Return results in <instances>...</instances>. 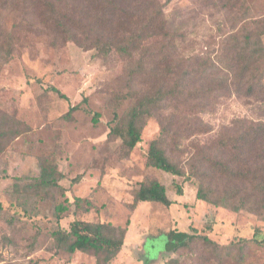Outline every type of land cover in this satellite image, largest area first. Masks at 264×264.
Returning <instances> with one entry per match:
<instances>
[{
	"label": "rangeland",
	"instance_id": "374dc122",
	"mask_svg": "<svg viewBox=\"0 0 264 264\" xmlns=\"http://www.w3.org/2000/svg\"><path fill=\"white\" fill-rule=\"evenodd\" d=\"M157 1L164 5L165 18L173 25L174 56L210 57L220 66L230 37L264 19V0H245L248 13L244 9L231 12L208 0ZM55 2L77 21L76 27L71 26V35L81 44L58 37L43 23L45 2L32 7L28 0L0 1V23L14 46L11 60L5 62L0 56V109L30 127L0 156V264H96L92 254L70 253L53 235L55 230H67L75 219L128 228L121 257L119 253L109 264H134L139 254L146 264L161 260L162 264L166 260L171 264H264L263 216L197 199L199 181L189 175L196 159L216 155L218 141L236 120L264 122L263 100L232 93L214 102L210 112L200 113L207 132L189 137L185 132L177 143L167 145L171 158L184 169L183 176L147 166L150 142L159 137L162 125L175 114L172 130L177 131L193 116L171 106L165 108L161 116L147 119L141 142L128 151L120 138L109 133L115 125H124L134 102L132 94L136 97L153 90L155 84L148 74L155 61L147 55L142 71L139 51L132 60L115 47L105 56L87 30L79 27L93 15L84 13L85 3ZM159 40L150 39L152 53L168 43ZM52 86L68 99L60 97ZM76 104L80 109L66 118L69 107ZM95 114H99L98 120H94ZM42 162L62 173L60 189L36 190ZM149 179L163 183L175 202L170 206L142 202L141 208L133 211L134 193ZM228 184L224 174L216 177L213 186L229 189ZM178 187L182 195L177 194ZM77 197L90 198L94 207L76 208ZM58 205L66 209L60 212ZM191 225L218 243L215 251L196 242L189 249L169 254L167 232H193ZM134 236L142 249L130 241Z\"/></svg>",
	"mask_w": 264,
	"mask_h": 264
},
{
	"label": "trees",
	"instance_id": "16d2710c",
	"mask_svg": "<svg viewBox=\"0 0 264 264\" xmlns=\"http://www.w3.org/2000/svg\"><path fill=\"white\" fill-rule=\"evenodd\" d=\"M81 1L85 3L84 13L91 15L93 12L94 16L91 15L87 23L79 27L87 30L105 56L115 47L120 54L132 60L134 53L139 51L142 53L139 64L142 71L147 55V59L155 61L148 74L155 84L153 90L136 97L132 94L134 102L126 112L124 125H115L109 135L120 138L128 151H132L142 140L147 119L161 116L165 108L171 106L180 113L193 116L183 129L177 131L172 130L177 118L175 114L162 125L159 137L150 142L147 166L183 176L184 169L171 158L167 145L177 143L178 136L185 132V137L207 132V125L199 116L200 113L210 112L214 102L232 93L257 96L264 102V19L255 21L254 27L244 33H236L230 37L222 58L223 66H220L219 62L210 57L195 55L184 59L174 56L175 36L171 32L173 25L165 18L164 5L157 0ZM208 1L220 3L231 12L244 9L248 13L250 10L245 6V0ZM28 2L32 7L45 2L47 11L42 16L43 23L58 37L82 43L76 35H71V26L76 27L77 21L70 18L68 11L63 10L55 0ZM153 37H159L162 42L168 40L166 45L161 44L156 53H152L150 49V39ZM168 47L170 50H167ZM13 49L11 37L0 23V56L5 62L13 58ZM135 73H139V70L133 72ZM51 88L60 97L68 99L58 88ZM83 101H87V98ZM79 109L80 104L71 105L65 117L71 118L73 112ZM98 116L99 114H95L94 120H98ZM115 117L118 118L117 115ZM225 130L217 143L216 155L211 158L201 156L190 168L189 175L199 181L196 198L236 212L248 209L262 215L264 220V122L238 119L232 127ZM28 131L30 127L24 121L0 109V156L15 138ZM40 169L38 181L34 184L37 191L61 188L59 181L62 173L56 166L42 162ZM224 174L229 179V189L213 186L216 177ZM177 194H183L181 187L177 188ZM142 202H159L170 206L175 200L170 197L163 183L157 179H149L141 182L139 189L135 191L132 210ZM75 203L78 209L94 207L93 201L88 197H77ZM65 209L66 206L58 205V211ZM191 227L193 228L192 225ZM127 231V227L111 222L75 219L67 230H55L53 235L58 245L68 252L92 254L96 264H109L122 250ZM167 237L169 254L189 249L196 242H201L212 250L218 247L215 240L206 234H200L195 228L193 232L172 229L167 232ZM251 239L260 241L254 237ZM249 240L244 238L245 242ZM166 264H171L170 260H166Z\"/></svg>",
	"mask_w": 264,
	"mask_h": 264
},
{
	"label": "crops",
	"instance_id": "0c3cea01",
	"mask_svg": "<svg viewBox=\"0 0 264 264\" xmlns=\"http://www.w3.org/2000/svg\"><path fill=\"white\" fill-rule=\"evenodd\" d=\"M175 200V199H174ZM178 202V201H177ZM141 205H142V203L141 204H139L137 207V209H136V212L141 208ZM136 237L134 236V237H131L130 238V241L133 243V245H137V246H139L140 247V249H142V247L140 246V243H141V241H136V239H135ZM142 242H143V240H142ZM125 246V245H124ZM123 252V251H122ZM121 253L119 254V258L121 257ZM139 256L140 257H137V256H135V261H134V264H146L145 262H144V256H143V254H139ZM163 263V261L161 260L158 264H162Z\"/></svg>",
	"mask_w": 264,
	"mask_h": 264
}]
</instances>
